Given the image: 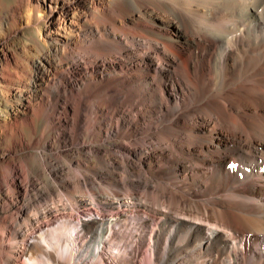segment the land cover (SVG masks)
I'll list each match as a JSON object with an SVG mask.
<instances>
[{
  "label": "bare ground",
  "instance_id": "obj_1",
  "mask_svg": "<svg viewBox=\"0 0 264 264\" xmlns=\"http://www.w3.org/2000/svg\"><path fill=\"white\" fill-rule=\"evenodd\" d=\"M7 13L0 264H69L50 247L64 239L100 257L126 208L154 220L149 264H264V0H14ZM27 27L51 37L45 55L11 49ZM31 137L45 151L28 152ZM68 208L85 237L57 226L45 246L33 229Z\"/></svg>",
  "mask_w": 264,
  "mask_h": 264
},
{
  "label": "rangeland",
  "instance_id": "obj_2",
  "mask_svg": "<svg viewBox=\"0 0 264 264\" xmlns=\"http://www.w3.org/2000/svg\"><path fill=\"white\" fill-rule=\"evenodd\" d=\"M11 2L14 3V0H3V6H2V10L0 12V19L6 18V16L8 15L7 11L11 8V5H12ZM72 15H73L72 10H70L68 12V15L65 13L63 14L64 18L66 17L67 19L72 18ZM161 17H162V19H161ZM163 18L164 17L161 15L160 16L158 15V17L156 16V20L158 22L164 21ZM55 20L59 21V12H56ZM62 33L66 34V32L64 30H62ZM37 34H39V31L35 27H27V29L23 28L19 31L14 32L13 35L10 37V38H12V44L10 46L11 49H19L23 45H26V46H28V48H31L30 50H31L32 56L36 57L39 55L40 56L45 55L49 50L48 48H51V45H50L51 37L46 36V38H45V37H43V33L40 35H37ZM61 36L62 35H60V37ZM42 123H43V119H41V122H40V129L42 127ZM25 130H26V133L28 134V136H30L32 130L29 127H26ZM52 133L47 138V144L49 142L51 143V140H49V139H51ZM84 139L88 142V144H90L89 146L96 147L97 145H99L97 140L91 135H87L86 137H84ZM120 141H121L120 139H114L113 138L110 140V144H108V145L118 143ZM29 142L33 146L31 147V149L27 150L28 152H35L37 154H41L43 151H45V149H44L45 146H47V144L44 145L41 143H38L35 145L33 143L32 137L30 138ZM52 144L55 148H62V146H61L62 144L59 141H52ZM3 145L14 149L15 148L14 147V145H15L14 136L8 135L6 141H4V142H2V144H0V146H3ZM27 151H24V152L20 151L19 154L20 155H22L23 153L25 154ZM48 154L52 157L51 153H48ZM76 156L81 158L80 155H78V154H76ZM62 158L63 159L61 161H63L65 164H67L66 163L67 157L62 156ZM22 159L24 160V158H22ZM30 161L32 162V160H30ZM34 162H36V161H34ZM1 163L3 164L2 160H1ZM42 167H43V163L41 162L39 164V166L37 167V169L41 170ZM44 178H45V183L42 182L40 185H38V187H44L45 184H47V183H49V185L54 183L52 180V176L49 173H47ZM131 209H133V208H131ZM131 209L126 208L124 210L125 215H123L119 218L118 223L112 224V226H113L112 230L115 229V232L113 233L112 230H110L107 232V235H105L104 239L106 242H105V245L103 248L102 255L100 257H96V258H86L84 256H80V257L76 256L75 257L76 253L78 252V250L80 248L89 247V245H91V243L85 239H77L74 244H73V242L71 244L70 242H67L66 239H64L62 241L61 247H54L55 246L54 242L52 243V246H50V247L51 248L53 247L52 249L54 251H56V254L60 258H62L65 261L67 260L66 262L69 261V264H140V263L141 264H149V260L144 259L142 257L144 255H142V254L147 249L146 244H147V241L150 239L149 228L151 227V224L153 225L154 220L152 221V219L149 218L150 220L148 219L146 222H144L143 219L146 218L147 214H145V212H142V211L137 212L136 210H134V209L131 210ZM71 213H72L71 210L68 208V210L66 209L65 211L60 213L61 219L58 220L57 222H55L54 226H52L53 224L52 225H47V224L45 225L44 224L42 229H40V230H38L37 228L33 229V230H36V235H38V238L40 237L39 240L45 246L47 244V240L43 235H47L48 237L50 236L49 238H51L52 233L54 234L58 230L61 232L64 227L66 228V230L72 231L74 233L75 237L78 234L79 235L83 234L85 237L84 232L79 231V228H77V227H73V224H77L80 217L78 216L76 211L75 212L73 211V214H71ZM63 223H64V225L62 226L61 224H63ZM60 225L62 227H60ZM57 226H59V228H58V230H55V228H57ZM60 229H62V230H60ZM41 236H43L44 238ZM64 236H66V235H64ZM44 239H45V241H44ZM47 246H48V244H47ZM130 252H131V255H129ZM24 264H50V263L43 262L40 259H36L33 262L24 259Z\"/></svg>",
  "mask_w": 264,
  "mask_h": 264
}]
</instances>
